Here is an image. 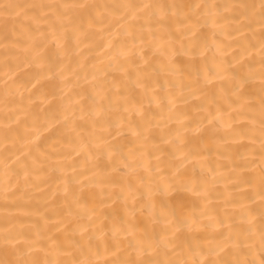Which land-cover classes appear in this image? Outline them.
<instances>
[{
  "label": "bare ground",
  "instance_id": "1",
  "mask_svg": "<svg viewBox=\"0 0 264 264\" xmlns=\"http://www.w3.org/2000/svg\"><path fill=\"white\" fill-rule=\"evenodd\" d=\"M0 264H264V0H0Z\"/></svg>",
  "mask_w": 264,
  "mask_h": 264
}]
</instances>
